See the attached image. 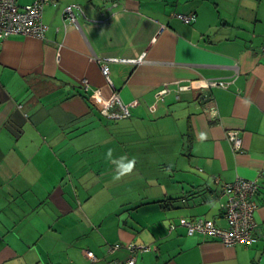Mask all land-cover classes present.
<instances>
[{
  "label": "crops",
  "instance_id": "0c3cea01",
  "mask_svg": "<svg viewBox=\"0 0 264 264\" xmlns=\"http://www.w3.org/2000/svg\"><path fill=\"white\" fill-rule=\"evenodd\" d=\"M43 22L0 43V264H264V0H51ZM95 92L131 117L102 116ZM109 149L136 160L119 181ZM238 179L261 185L256 242L189 236L185 220L228 227Z\"/></svg>",
  "mask_w": 264,
  "mask_h": 264
},
{
  "label": "built area",
  "instance_id": "2783aa9c",
  "mask_svg": "<svg viewBox=\"0 0 264 264\" xmlns=\"http://www.w3.org/2000/svg\"><path fill=\"white\" fill-rule=\"evenodd\" d=\"M51 0H31L27 4H20L19 0H0V43L5 39L15 36L24 35L27 37L44 38L48 30V26L43 22V13ZM66 20L77 23L78 16L86 17L83 6L69 5L64 10ZM178 17L190 24L195 20L194 15L179 14ZM146 59V53L138 59L120 60L129 64H141ZM119 61L117 59H102L100 61L101 68L105 79L112 85L110 78L109 63ZM85 89L87 90L88 83L84 81ZM225 82L208 80L202 87L214 88L224 87ZM92 97L101 106L100 113L102 116L110 120H123L131 117L132 104H125L119 96L114 95L112 98L103 99L99 92H95ZM227 137L231 142L235 152H244L241 137L238 131L231 130L227 133ZM261 177H264V171L261 172ZM222 192L227 197L224 205V218L228 224L227 228H222L215 225L212 221L206 219L185 220L183 226L187 230L189 236L201 234L209 236L222 242L226 246H235L238 244L251 245L256 242L255 232L257 230V222L255 214L258 209L256 196L260 190L259 180L238 179L231 183H222ZM175 225H171L174 229ZM123 246L117 244L111 247V251L120 249ZM131 252L136 253L137 247L134 244H127ZM142 250L149 251L150 247H143ZM87 257L91 261H97V257L93 252H87ZM128 264H135V259L132 257Z\"/></svg>",
  "mask_w": 264,
  "mask_h": 264
},
{
  "label": "clouds",
  "instance_id": "9594fccd",
  "mask_svg": "<svg viewBox=\"0 0 264 264\" xmlns=\"http://www.w3.org/2000/svg\"><path fill=\"white\" fill-rule=\"evenodd\" d=\"M107 156L112 164L116 166L115 173L113 175L114 181H119L122 177L131 174L136 165L135 158H129L126 154H122L118 159L113 157V150L109 149Z\"/></svg>",
  "mask_w": 264,
  "mask_h": 264
},
{
  "label": "rangeland",
  "instance_id": "374dc122",
  "mask_svg": "<svg viewBox=\"0 0 264 264\" xmlns=\"http://www.w3.org/2000/svg\"><path fill=\"white\" fill-rule=\"evenodd\" d=\"M234 9H235V7H234ZM222 13H223V12H222ZM236 22H237V21H236ZM108 195H109V191H107V192H102L101 197L104 198L105 196H108ZM113 201H116V200L114 199ZM109 203L112 204L113 202H112V201H109Z\"/></svg>",
  "mask_w": 264,
  "mask_h": 264
}]
</instances>
